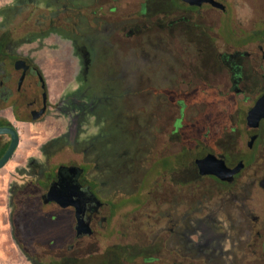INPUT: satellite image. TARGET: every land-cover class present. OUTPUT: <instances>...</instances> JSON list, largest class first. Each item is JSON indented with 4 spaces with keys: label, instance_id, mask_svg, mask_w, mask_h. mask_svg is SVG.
<instances>
[{
    "label": "rangeland",
    "instance_id": "rangeland-1",
    "mask_svg": "<svg viewBox=\"0 0 264 264\" xmlns=\"http://www.w3.org/2000/svg\"><path fill=\"white\" fill-rule=\"evenodd\" d=\"M163 2L0 0L3 30H12L15 37L22 40L17 49L33 58L40 67L47 82L50 105L45 117L37 122H17L5 110L0 116H9V120L17 124L23 146H32L29 155L37 158H42L37 145L54 139L59 133H67V136L70 133L77 160L88 164L93 171L91 177L96 191L109 206L107 214L110 207H114L112 211L116 213L109 215L106 226L97 224L100 234L98 243L93 238L92 243L97 244L90 247L96 250L93 253L104 254L119 239L125 244L137 239L141 242L163 239L169 232L164 230L171 227L175 231L167 237L170 239L167 246L158 240L161 251L156 255L162 256L164 261L147 264H196L194 259L200 258L207 264H261L244 256L243 241L247 238L252 210L244 206L241 211L231 196H217L197 205L193 204V199L186 198L189 203L186 208L179 206L172 210L174 214L170 218L164 217L160 223L147 218L148 208L164 214L174 205V200L171 204H164L162 200L146 201L151 198L148 192L153 176L161 169L157 166L158 170L156 167L149 173L151 127L154 116H160L163 99L159 96L162 89L157 91V86L173 87L174 74L179 70L174 58L178 55L168 36L161 28L144 27L147 23L140 19L139 11L143 3L162 5ZM61 100L66 103L56 108ZM173 104L171 101L172 110ZM187 110V125H197L200 121L197 104L189 103ZM156 124L160 126L162 120ZM61 142L57 139L56 149ZM36 175L30 173L22 179L35 182L39 177ZM24 183L14 182L9 187V195L3 193L6 187H0V226L3 227L6 220L12 224L13 248L18 251V257L21 258L22 253L21 260L27 262L18 264L55 262L57 248L76 244L74 211L61 212L32 196L26 198L24 193L15 191L18 187L22 189ZM17 200H22L20 205ZM134 208H138L139 221L145 224L136 234L124 229L127 224H133ZM25 209L30 210L21 216L27 229L18 233L19 216ZM173 216L178 218L175 226L167 223ZM119 228L127 235H120ZM0 234L7 237L5 231ZM4 241L0 239V243ZM83 245L79 247L80 256L88 254L85 252L88 245ZM46 255L52 259L48 260ZM0 257L3 258L1 250ZM141 261L140 258L137 263L126 264H143Z\"/></svg>",
    "mask_w": 264,
    "mask_h": 264
},
{
    "label": "flooded vegetation",
    "instance_id": "flooded-vegetation-1",
    "mask_svg": "<svg viewBox=\"0 0 264 264\" xmlns=\"http://www.w3.org/2000/svg\"><path fill=\"white\" fill-rule=\"evenodd\" d=\"M215 1L223 5L217 7L209 1L192 4L186 0H164L162 5L143 3L139 11L140 19L147 23L144 27L161 28L168 36L178 55L174 58L179 70L174 74L173 87L157 86V91L162 89L159 96L163 99L160 116H154L151 127L149 173L157 166L161 169L153 176L148 192L151 198L146 199L147 202L162 200L164 204L174 200V205L164 214L147 207V218L157 223L164 217L170 218L174 214L172 210L179 206L186 208L189 204L186 198L193 199V204L197 205L217 196H231L241 211L244 206L252 210L251 220L247 218L250 223L243 241L244 256L264 264V115L259 121L250 123L249 120L251 110L264 97V0ZM17 53L12 69L0 70V112L5 110L17 122H37L50 109L47 82L44 87V75L33 58L18 49ZM18 60L26 61L29 66L21 85L19 81L24 71L16 69ZM44 94L47 95L46 111L34 120V113L45 107ZM192 102L197 104L200 121L188 126L187 108ZM63 103L66 101L61 100L56 108ZM8 117L0 116L3 120L0 127L14 126L20 134ZM159 120H162L160 126L156 124ZM65 135L59 133L36 146L42 158L28 156L25 168H20L18 173L22 176L35 173L39 177L35 182L26 180L22 189H15L27 198L32 196L45 202L52 209L74 211L76 244L57 248L56 261L49 264H81L72 263L70 259L74 257L82 258V264L137 263L140 258L143 264L164 261L162 256L156 255L161 251L158 240L167 246L170 240L167 237L175 231L171 227L164 230L169 232L163 239L153 242L137 239L128 244L119 239L104 254L93 253L96 250L90 247L97 246L92 243L93 238L97 240L100 234L97 224L106 226L109 215L116 213L112 211L114 207H110L107 214L108 205L96 191L91 177L93 171L88 164L77 160L78 154L72 148L73 138L70 133ZM57 139L62 142L56 149ZM10 143V135H0V158ZM89 166L92 168L91 164ZM113 202L116 204L117 200ZM63 203L68 205L63 206ZM137 212L138 208H134L133 224L124 228L135 234L145 225L144 221H139ZM176 220L178 218L173 216L167 223L175 226ZM122 229L119 228V234L126 236ZM82 245H88L85 250L88 254L84 256L79 255ZM167 253L172 256L169 249ZM173 253L178 252L173 250ZM194 261L207 264L201 258Z\"/></svg>",
    "mask_w": 264,
    "mask_h": 264
},
{
    "label": "crops",
    "instance_id": "crops-1",
    "mask_svg": "<svg viewBox=\"0 0 264 264\" xmlns=\"http://www.w3.org/2000/svg\"><path fill=\"white\" fill-rule=\"evenodd\" d=\"M11 119V118H10ZM15 120V119H14ZM14 123L13 120H10ZM16 124V123H14ZM17 126V124H16ZM20 131V130H19ZM20 136L22 137V132L20 131ZM23 140V137H22ZM21 140L19 147L17 148L14 156L12 157V159L6 164V166L2 169H0V187L3 186L4 188L6 187V189L4 190V194L5 195H9V187L16 182L18 185L22 184L23 182H25L22 178L24 176L20 175L18 173V170L20 168H25V164H26V159L28 158L29 152L32 149V146H23V141ZM27 198V197H26ZM35 199V198H34ZM22 202V200H17V203L20 205V203ZM28 213L30 210H27ZM26 209L20 214L19 216V225H18V233H20V231L23 228H26V222L24 221V223L22 222V220L24 218L23 215L27 213ZM34 213V211H33ZM38 213V212H37ZM51 214V213H49ZM52 215V214H51ZM22 216V217H21ZM5 225H3V227L0 226V228H6L4 231L6 233V238L2 237L0 234V239L2 240L5 239V241L3 243H0V250L3 254V258L0 257V264H18V262H26V261H22V257L23 254L20 253V255L22 256L21 258H19V253L16 250V248H13V244H14V237H13V233L14 230L12 229V224L9 222V220L4 223ZM27 229V228H26ZM2 231V229H0V233L4 232ZM45 258L52 259L48 257V255L44 256ZM45 259V260H47ZM27 263V262H26Z\"/></svg>",
    "mask_w": 264,
    "mask_h": 264
},
{
    "label": "water",
    "instance_id": "water-1",
    "mask_svg": "<svg viewBox=\"0 0 264 264\" xmlns=\"http://www.w3.org/2000/svg\"><path fill=\"white\" fill-rule=\"evenodd\" d=\"M186 1H188L192 4H194V3L201 4L204 1H209L217 7H221L223 5L220 2H217L215 0H186ZM15 67L18 70L23 69V71H24V73H23V75L19 81V85H21L25 79L26 71L29 69V66L26 64V61L18 60L15 64ZM42 80H43V85L45 87L46 81L44 80L43 77H42ZM44 96H45V107L34 113V117H33L34 120L41 117L46 111L47 95L44 94ZM263 108H264V97L259 99L257 101V103L255 104V106L253 107V109L251 110L250 115H249L250 123H251V121H254V120L259 121L261 119V117H263V115H264ZM5 134H8L11 136V143H10L8 149L6 150V152L4 153V155L0 158V169L4 168L6 166V164L12 159V157L14 156V154H15V152H16V150L19 147L20 142H21L20 134L14 126H10V125L1 126L0 127V135H5ZM62 205L67 206L68 203H63Z\"/></svg>",
    "mask_w": 264,
    "mask_h": 264
},
{
    "label": "trees",
    "instance_id": "trees-1",
    "mask_svg": "<svg viewBox=\"0 0 264 264\" xmlns=\"http://www.w3.org/2000/svg\"><path fill=\"white\" fill-rule=\"evenodd\" d=\"M54 22V21H53ZM52 24L54 25V23ZM22 40L15 37L12 30H3V25L0 23V70H9L13 67L14 59L17 56V48L21 45ZM0 74V82H1ZM3 120H0L2 123ZM72 263L79 261L82 264V258L74 257L70 259ZM78 264V263H76Z\"/></svg>",
    "mask_w": 264,
    "mask_h": 264
}]
</instances>
